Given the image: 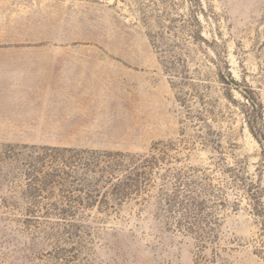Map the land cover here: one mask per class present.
I'll use <instances>...</instances> for the list:
<instances>
[{
    "label": "rangeland",
    "instance_id": "rangeland-1",
    "mask_svg": "<svg viewBox=\"0 0 264 264\" xmlns=\"http://www.w3.org/2000/svg\"><path fill=\"white\" fill-rule=\"evenodd\" d=\"M0 264H264V0H0Z\"/></svg>",
    "mask_w": 264,
    "mask_h": 264
},
{
    "label": "trees",
    "instance_id": "trees-1",
    "mask_svg": "<svg viewBox=\"0 0 264 264\" xmlns=\"http://www.w3.org/2000/svg\"><path fill=\"white\" fill-rule=\"evenodd\" d=\"M229 77V76H228ZM228 84L236 87L235 81L231 78L228 80ZM246 100H249L250 106L255 110V105L252 100L243 94ZM252 130V124L250 126ZM158 151V145L151 147L148 153L142 155H127L122 153H92V161H87L84 167L89 171L98 170L102 174L113 175L116 172H123L128 175L135 176V178L125 177L114 185L113 191L120 196H126L127 192H137L140 188V180L138 177L143 175L146 171L151 170L157 164L156 152ZM92 207V204L88 205Z\"/></svg>",
    "mask_w": 264,
    "mask_h": 264
}]
</instances>
